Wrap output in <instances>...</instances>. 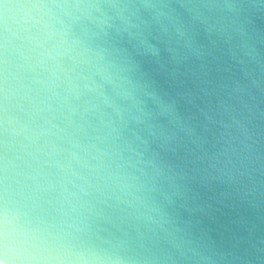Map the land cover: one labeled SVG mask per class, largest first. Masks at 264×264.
<instances>
[{
    "label": "clouds",
    "instance_id": "obj_1",
    "mask_svg": "<svg viewBox=\"0 0 264 264\" xmlns=\"http://www.w3.org/2000/svg\"><path fill=\"white\" fill-rule=\"evenodd\" d=\"M0 264H264V0H0Z\"/></svg>",
    "mask_w": 264,
    "mask_h": 264
}]
</instances>
